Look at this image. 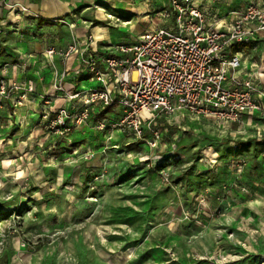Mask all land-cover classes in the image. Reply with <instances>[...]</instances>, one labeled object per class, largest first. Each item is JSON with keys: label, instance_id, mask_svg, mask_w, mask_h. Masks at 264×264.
<instances>
[{"label": "rangeland", "instance_id": "1", "mask_svg": "<svg viewBox=\"0 0 264 264\" xmlns=\"http://www.w3.org/2000/svg\"><path fill=\"white\" fill-rule=\"evenodd\" d=\"M95 1L101 3L88 11L74 8L70 17L82 25L91 19L89 27L118 23L100 13L110 3ZM195 2L215 4L218 17L247 13L251 2L264 5ZM155 13L153 28L162 20ZM118 31L127 29L111 30L108 44L122 42ZM35 33L29 34L32 44ZM22 34L0 31V80L11 88L7 98L0 97V264H264L262 96L253 93L263 109L235 123L163 116L154 125L159 136L145 129L147 143L114 125L117 106L100 108L80 123L57 118L59 111L78 108L65 97L73 71L82 78L81 89L96 80L86 79L81 67L68 70L65 92H58L57 73L66 70V60L48 55L57 47L49 46L41 55L46 65L53 67L56 56L63 69L44 73V93L37 94V80L25 78L26 59L16 50ZM245 53L255 86L264 90V37L256 36ZM56 99L63 104L54 108Z\"/></svg>", "mask_w": 264, "mask_h": 264}, {"label": "built area", "instance_id": "2", "mask_svg": "<svg viewBox=\"0 0 264 264\" xmlns=\"http://www.w3.org/2000/svg\"><path fill=\"white\" fill-rule=\"evenodd\" d=\"M195 1L168 0L157 12L160 25L134 41L109 44L102 52L95 49L91 35L82 41L83 47L73 38L66 47L47 51L63 61L76 53L86 79L96 80L89 89H81L73 71L74 88L65 97L78 108L70 114L59 111L57 118L80 123L100 108L117 106L120 117L114 125L148 143L145 129L159 136L154 125L163 116H201L225 124L262 110L253 93L264 98V90L255 86L245 50L256 36L264 37L263 3L251 2L247 13L245 9L218 17L209 6ZM68 72L57 73L58 92H65ZM10 92L0 80V97L7 98ZM98 126L105 128L103 122Z\"/></svg>", "mask_w": 264, "mask_h": 264}, {"label": "crops", "instance_id": "3", "mask_svg": "<svg viewBox=\"0 0 264 264\" xmlns=\"http://www.w3.org/2000/svg\"><path fill=\"white\" fill-rule=\"evenodd\" d=\"M106 1L110 3V6L99 7V9L102 10V12H100L101 15L107 17L110 16L118 23L113 22L112 24V22H106L103 26L96 25L89 27L88 25L92 23L91 19L89 21V19L86 18L85 23H87V25H82L76 21V15L70 17V12L72 13L74 8L82 6L87 7L85 10L88 11L93 3L98 4L101 2H96L95 0H0V31L2 29L8 32L21 30V32L24 33L17 44L16 50L19 52L22 59H26L24 67L26 66L27 77L25 78L35 77L37 80V94H40L41 92L44 93V91H41V89H43V84L40 83V77H42L44 73L49 76V71L57 73L63 69V65L59 62V58H57L58 56H54L53 58V67L51 64L50 66L46 65V61L41 56L46 48L49 46H57L56 48L64 47V40L70 41L72 34L78 37L76 40L82 43L83 40L80 38L86 36L87 31H90L92 37L98 41L97 44H94L95 49H97L98 52H102L109 45L108 41L112 40L111 30L116 27L127 29V32L125 33H120V31L117 32V40L122 42L134 41L142 32L154 27V13L159 12L168 4V0ZM106 1H103V3L105 4ZM214 5L215 4L210 3L207 6L215 12L216 9L214 8ZM104 8H106V10ZM85 10H83L84 12H80L79 16L83 17ZM103 12H106V14H103ZM52 21H64V24L58 23L54 25L51 23ZM84 21L85 20L82 19V22ZM34 31H36L35 35H37L35 38L36 44H32L29 37V34L32 35ZM20 46L24 48L23 51L19 50ZM5 49L6 51L9 50L8 48ZM64 65L67 71L79 68L80 64L77 54L73 53L66 60ZM8 68L10 69L12 67L8 64ZM81 79L82 78L78 76L76 83ZM20 83V85L26 84L23 82ZM73 83V79L71 82H65L66 88L72 87L71 89H73ZM49 90L51 91V85H49ZM39 99L36 100V103L40 101ZM1 103L2 102H0V104ZM62 104L63 101L61 99H56L54 100L52 107L56 108ZM27 105V108L30 107L29 104ZM24 109L26 110V108Z\"/></svg>", "mask_w": 264, "mask_h": 264}, {"label": "bare ground", "instance_id": "4", "mask_svg": "<svg viewBox=\"0 0 264 264\" xmlns=\"http://www.w3.org/2000/svg\"><path fill=\"white\" fill-rule=\"evenodd\" d=\"M19 50L23 51V50H24V48L20 46V47H19Z\"/></svg>", "mask_w": 264, "mask_h": 264}]
</instances>
